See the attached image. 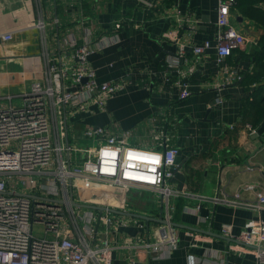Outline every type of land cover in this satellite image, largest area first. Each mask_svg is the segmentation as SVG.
Listing matches in <instances>:
<instances>
[{"label": "crops", "instance_id": "obj_1", "mask_svg": "<svg viewBox=\"0 0 264 264\" xmlns=\"http://www.w3.org/2000/svg\"><path fill=\"white\" fill-rule=\"evenodd\" d=\"M218 6L219 0H0V31L14 35L12 43L0 46V104L8 103L9 96L15 105L22 103L21 95L45 75L46 53L59 54L65 41L92 42L90 62L98 80L126 85L103 109L94 106L69 117L70 139L74 131L104 127L117 135L128 132L133 144L153 148L154 126L167 116L179 120L178 167L168 180L180 193L169 199L170 219L178 230L176 247L151 256L127 243L149 241L152 228L166 218L167 201L157 191L118 187L114 208L107 209L100 183L78 207L80 215L109 211L137 220L118 229L101 225L90 238L108 241L113 264H259L235 237L248 223L264 218V212L186 196L257 203L258 193H264V119L257 121L248 106L261 83L243 85L256 65L241 55L260 49L264 26L235 6L233 23L250 42L248 51L235 50L224 68L216 61L215 48L196 57L192 47L212 40L217 30ZM260 7L264 10V4ZM175 13L180 23L172 17ZM40 20L45 29L38 28ZM171 30L187 50L184 57L174 40L164 38ZM186 60L195 64L191 76ZM183 84L192 94L179 99ZM247 124L255 126L258 137L250 135ZM224 225L232 226L233 238L222 235ZM68 231L80 240L85 221L77 216Z\"/></svg>", "mask_w": 264, "mask_h": 264}, {"label": "built area", "instance_id": "obj_2", "mask_svg": "<svg viewBox=\"0 0 264 264\" xmlns=\"http://www.w3.org/2000/svg\"><path fill=\"white\" fill-rule=\"evenodd\" d=\"M236 3L219 0L217 30L212 40L192 47L196 57L215 48L216 61L224 68L235 50L248 51L250 42L233 23ZM172 17L181 22L178 13ZM37 26L45 29L44 21ZM175 34L171 30L164 38L174 40L178 55L184 57L187 50ZM13 39L12 32L0 31L1 47ZM92 46V42L65 41L59 54L46 53L45 75L21 95L20 105L13 103V96L8 97V103L0 104V264H113L108 241L99 243L90 238L98 235L101 225L118 229L138 222L117 218L109 211L105 215L79 214L78 207L90 200L100 183L107 196L103 204L107 209L114 208L118 187L157 191L167 201L165 222L152 228L149 241L141 244L129 239V245L154 256L164 247L173 248L179 243L178 230L170 219L169 199L180 193L168 184L178 167L177 117L167 116L154 126L153 148L133 144L128 132L117 135L104 127L74 131L73 139L69 138V117L89 112L94 106L103 109L126 85L98 80L90 62ZM186 66L187 75H193L194 62L186 60ZM179 87V99L192 94L187 84ZM246 128L258 137L253 125L247 124ZM186 196L264 212L262 192L258 193L257 203L191 193ZM77 216L85 221L86 231L79 232L80 240L68 231ZM36 225L44 227V238L35 235ZM49 234L54 238L49 239ZM222 235L233 238L232 226L224 225ZM235 239L249 247L259 264H264V218L248 223Z\"/></svg>", "mask_w": 264, "mask_h": 264}, {"label": "trees", "instance_id": "obj_3", "mask_svg": "<svg viewBox=\"0 0 264 264\" xmlns=\"http://www.w3.org/2000/svg\"><path fill=\"white\" fill-rule=\"evenodd\" d=\"M261 4H264V0H237L235 6L244 16L256 20L264 26V10L260 7ZM260 46V49L253 53L241 52V55L251 57L256 65L253 73L245 75L243 85L251 88L253 85L261 83L258 91H255V100L248 105L255 114L257 121L264 119V84H262L264 82V37ZM253 127L255 128L254 125Z\"/></svg>", "mask_w": 264, "mask_h": 264}, {"label": "rangeland", "instance_id": "obj_4", "mask_svg": "<svg viewBox=\"0 0 264 264\" xmlns=\"http://www.w3.org/2000/svg\"><path fill=\"white\" fill-rule=\"evenodd\" d=\"M89 145H90V146H93L94 143L89 142ZM86 146H87V144H82V145H81V147H86ZM34 231H35V235H36L37 237H39V238H44V237H45L44 227H43V226H41V225H36V226L34 227ZM48 238L51 239V236L49 235Z\"/></svg>", "mask_w": 264, "mask_h": 264}, {"label": "water", "instance_id": "obj_5", "mask_svg": "<svg viewBox=\"0 0 264 264\" xmlns=\"http://www.w3.org/2000/svg\"><path fill=\"white\" fill-rule=\"evenodd\" d=\"M32 198H37L35 196H31ZM74 203V202H73ZM76 206L77 204L74 203ZM86 207H89V208H94L93 206H90V205H86ZM114 212H117V211H114ZM119 214H124V213H119ZM128 215H131V216H135V217H138V218H143V219H146V217L142 216V215H138V214H135V213H127ZM165 221L164 220H160L159 223L162 224L164 223ZM174 225V224H173ZM175 226V225H174Z\"/></svg>", "mask_w": 264, "mask_h": 264}]
</instances>
